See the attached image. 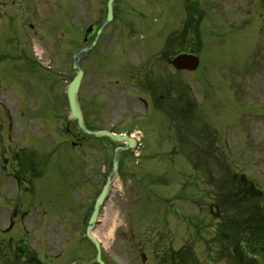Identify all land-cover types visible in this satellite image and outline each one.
Instances as JSON below:
<instances>
[{"label": "rangeland", "instance_id": "374dc122", "mask_svg": "<svg viewBox=\"0 0 264 264\" xmlns=\"http://www.w3.org/2000/svg\"><path fill=\"white\" fill-rule=\"evenodd\" d=\"M105 2L0 0V102L23 112L18 125L37 153L44 154L43 175L31 190L13 193L15 183L0 179V229L3 219L12 216L11 230H0V238L4 243L10 237L30 240L38 255L47 249L46 256L59 253V262L79 256L85 258L82 264L93 261L94 250L80 240L85 227L80 219L89 214L114 148L122 144L101 145L87 138L76 148L69 137L60 144L65 82L50 76L46 89L36 88L30 99L18 103L17 81L28 79L42 86L43 62L29 57L20 66L12 57L33 51L43 61L49 54L59 65L60 55L66 58L62 72L69 82L74 74L72 55L83 44L80 32L90 19L104 20ZM189 5L205 11L200 21L184 20L191 12ZM115 8L114 23L126 30L119 36L118 27L106 29L112 35L102 39L105 47L98 45L82 62L81 104L89 128L137 131L141 147L138 156L121 153L119 175L100 211L95 235L105 261L142 264L144 255L146 264H156L162 245L179 249L188 242L200 264H256L252 255L251 261L241 252L248 251L247 242L238 247L233 241V209L247 211L248 200L235 197L237 184L231 175L245 174L264 192V4L260 8L259 0H116ZM129 26L138 33L157 32L153 50L169 32L189 39L194 27L199 28V40L189 42L200 51V66L179 73L177 91L171 78L164 81L166 101L160 110L151 105L145 110L137 100L142 94L131 77L143 70L135 49L143 52L141 46L127 45L138 42L127 31ZM93 38L94 34L89 40ZM160 64L163 72L175 73L165 62L158 68ZM122 85L126 89H120ZM178 91L186 101V94L191 96L193 109L180 118L175 114L172 121L168 103L176 100ZM69 128L79 133L74 122ZM227 165L230 174L224 170ZM225 188L228 191L221 194ZM219 209L226 210L231 225L221 224ZM24 213L28 218H22ZM226 237L228 247L222 248Z\"/></svg>", "mask_w": 264, "mask_h": 264}, {"label": "flooded vegetation", "instance_id": "af4514ba", "mask_svg": "<svg viewBox=\"0 0 264 264\" xmlns=\"http://www.w3.org/2000/svg\"><path fill=\"white\" fill-rule=\"evenodd\" d=\"M260 8L264 4V0H259ZM262 16V14H261ZM118 27V26H114ZM125 28V25L118 27L121 30ZM119 32V33H120ZM157 32H151L150 34H146L142 41H138L135 43H128V46H135L139 48L141 46L143 48V63L142 58L140 57V63L143 64V70L135 71V74L131 77L133 79V86L142 90L145 97H139V100L147 106V104L151 105H159L165 99L166 96L163 95V70L162 65L158 66V63L169 62L170 59L173 58L175 54H177L179 49V39L178 37H174L172 34H169L166 37V42H163L162 45L158 46L156 49H152L151 43L153 41L154 34ZM99 40V45L105 47V43L107 41L102 42V39L105 35L111 34L110 32H102ZM103 45H102V44ZM164 43L166 47L164 48ZM113 46V45H112ZM111 48V46H109ZM114 51V50H113ZM31 57V56H30ZM146 62V63H144ZM23 66V64H20ZM155 66L157 68H155ZM119 81H117L118 83ZM31 80L28 81H17L16 88L18 95H16V99L19 102L25 101L26 99H30V97L36 91V84H32ZM27 86V89H25ZM39 89H44V86H38ZM122 88H126V85H123ZM9 104H4L0 102V179L6 181L9 179L12 181V184L15 183L18 187L23 185L25 191L31 190V183L34 179L41 176L42 167L44 165V154L37 153V149L27 141L24 136L21 125H18V117L23 115V112L16 107L15 110L11 111L8 108ZM15 116V117H14ZM67 141V136L61 134L60 144H63ZM212 179V178H210ZM223 177H220L222 180ZM244 190H254V186H247L243 188ZM226 188L221 191V194H225ZM218 194V195H221ZM222 201V200H221ZM216 205V204H215ZM218 206V205H216ZM214 206L216 209L218 207ZM213 208V207H212ZM220 208V207H219ZM219 209V213H220ZM221 210V219L224 216L223 221H225V213L226 211ZM26 214H23V217ZM12 218V216H11ZM10 218V220H11ZM3 222H7L3 219ZM3 243L0 242V255L4 256L5 250L2 249ZM226 247V246H225ZM12 258L16 261H21L23 264H77V262L73 260H68L67 262H59L60 256H46V251L43 252L42 256H38L36 251L31 249L26 245L25 242H16L12 246ZM172 252V253H171ZM192 248L190 243L182 245L180 249L175 251L163 252L158 258L159 261H165L166 264H169L167 261L170 260L171 264H196L192 254ZM167 259V261L165 260ZM145 264V259L143 260ZM264 261V257H263ZM14 264V262L12 263ZM157 264V263H156ZM264 264V262H263Z\"/></svg>", "mask_w": 264, "mask_h": 264}, {"label": "water", "instance_id": "95a60500", "mask_svg": "<svg viewBox=\"0 0 264 264\" xmlns=\"http://www.w3.org/2000/svg\"><path fill=\"white\" fill-rule=\"evenodd\" d=\"M112 2H113V0L107 1V20H109L112 16V7H111ZM91 47H92V45L81 50L79 53L74 55L73 68L76 70V74H75L74 78L72 79V81L69 83L68 92H67L68 103H69V108H70L69 120L75 119L77 121L78 127L85 134H91L94 137H107L112 142H127L128 143V145H126L124 147H117L114 151V159H113V163H112L111 172L107 176L106 184L104 185L101 194L99 195V197L97 198V200L95 202L94 209H93L92 214L88 220V226H87V229L85 232L86 237L88 239H90L96 247V250H97L96 261L98 262V264H104L100 258L99 245H98L97 241L93 238V236L90 234V231L92 230V228L94 226V223H95V220L97 218L101 204H102L104 198L106 197V195L109 191L110 184L113 182V179L116 176L118 160H119V153L121 151L127 149V148H130L133 150V148L135 146V140L131 137L126 136V135H117V134L111 133V132L106 131V130L90 131V130H87L84 126L82 113H81V110L79 108L77 92H78V87H79L80 80L82 77V70H81V66H80L81 59L84 55V52L86 50L90 49ZM172 63L174 64L175 67H177L179 69H182V68L193 69L197 65V59L180 55Z\"/></svg>", "mask_w": 264, "mask_h": 264}]
</instances>
